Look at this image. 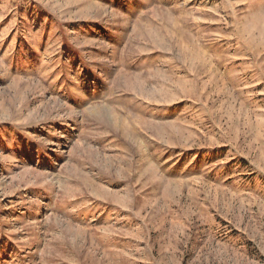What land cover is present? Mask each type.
Returning <instances> with one entry per match:
<instances>
[{
	"label": "rangeland",
	"instance_id": "rangeland-1",
	"mask_svg": "<svg viewBox=\"0 0 264 264\" xmlns=\"http://www.w3.org/2000/svg\"><path fill=\"white\" fill-rule=\"evenodd\" d=\"M0 264H264V0H0Z\"/></svg>",
	"mask_w": 264,
	"mask_h": 264
}]
</instances>
